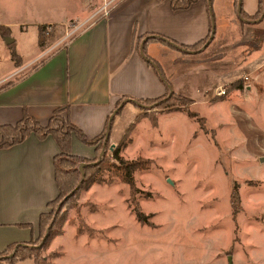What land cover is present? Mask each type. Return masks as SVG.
Masks as SVG:
<instances>
[{
	"label": "rangeland",
	"instance_id": "obj_1",
	"mask_svg": "<svg viewBox=\"0 0 264 264\" xmlns=\"http://www.w3.org/2000/svg\"><path fill=\"white\" fill-rule=\"evenodd\" d=\"M82 5L0 0L11 51L17 42L27 59L46 52L39 65L72 39L79 24L69 20ZM223 27L210 45L159 50L158 60L145 50L160 76L170 78L166 97L115 116L107 148L101 140L96 157L86 159L97 165L106 154L104 183H93L84 168L77 196L62 209L65 200L47 207V225L58 236L43 249V240L32 242L41 249L37 264H264V20L238 22L229 37ZM0 55L7 71L10 60ZM117 149L127 161L151 163L135 173L134 191L114 177Z\"/></svg>",
	"mask_w": 264,
	"mask_h": 264
},
{
	"label": "crops",
	"instance_id": "obj_2",
	"mask_svg": "<svg viewBox=\"0 0 264 264\" xmlns=\"http://www.w3.org/2000/svg\"><path fill=\"white\" fill-rule=\"evenodd\" d=\"M240 2L199 0L188 9L174 10L170 0H83L79 18L69 20L79 24L77 32L37 66L46 52L38 51L27 59L16 42L21 60V66L16 67L10 45L5 43L10 32L9 36L0 34V50L10 60L8 70H0V125L14 126L27 113L47 126L56 110L67 108V120L89 139L100 137L119 104L137 109L129 99H157L170 89V78H163L165 84L149 66L142 55L143 46L157 59L159 50H184L153 37L187 48L207 40L213 29L215 37H221L224 25H228L224 34L229 37L228 30L237 31L238 22L251 25L264 20V14L258 21L252 19L259 11V0ZM106 5L109 12L105 16ZM239 8L248 18L242 17ZM8 26L0 21V27ZM60 152L52 136L40 140L35 135L0 150V253L39 239L41 215L59 196L55 158ZM72 153L89 160L97 155L95 147L75 136Z\"/></svg>",
	"mask_w": 264,
	"mask_h": 264
},
{
	"label": "trees",
	"instance_id": "obj_3",
	"mask_svg": "<svg viewBox=\"0 0 264 264\" xmlns=\"http://www.w3.org/2000/svg\"><path fill=\"white\" fill-rule=\"evenodd\" d=\"M172 3V7L174 10H184L190 8L194 3L198 2L199 0H170ZM208 2H212V0H206ZM241 1V0H240ZM242 5V2H240ZM242 8V7H241ZM242 11V9H241ZM264 14V0H259V11L258 13L253 16L252 19H256L259 16H263ZM242 17L248 18L245 16L244 12L242 11ZM9 29L8 28H2L0 27V34H4L5 36L8 35ZM44 32V28L40 27V33ZM212 36H209L207 39L210 40ZM151 39V38H149ZM154 41H162L165 42L177 49L180 50H188V49H195L203 44H207L208 41L205 40L204 42L199 43L196 46L193 47H183L177 45L175 42H173L170 39L167 38H160V37H153ZM148 41V40H146ZM207 41V42H206ZM143 54L146 56L144 57L145 60L148 62V64L156 69V72L160 76L159 70L155 66L156 63L153 62L151 59L147 57L145 54V49L143 46ZM12 60L15 62L16 67L21 66V60L16 53V51H12L11 54ZM162 81L166 83V80L163 79L162 75L160 76ZM168 87V86H167ZM173 94L171 95V97ZM166 97V95H165ZM160 99H164V97L157 98V99H147V100H135V99H129L132 101L136 106L141 108L143 106V102L151 103L155 101H159ZM122 104V103H121ZM121 104L118 105V113L124 109L120 108ZM67 111V108H59L55 111L54 115L49 121V124L47 126H42L35 118L30 116L29 114L25 113L23 119L18 122L16 125H0V150H6L9 148H12L16 145L24 143L31 135H35L40 140H45L49 136H52L56 142L59 145L60 148V154L55 158V169H56V181L59 188V197L58 199H55L51 203H49L48 207L53 206L55 203H58L62 200H65V202L62 204L61 209L73 198L77 196V193L81 186L86 183V180H83V175L81 171L77 168L82 164H87L84 168L87 169V172L91 175L93 178V183H104L103 177L104 173L107 170V167L109 165V160L106 154L102 155V159L99 161L97 165H90L92 162L89 160H86L85 158L74 156L72 154V140L73 137H77L79 141L87 146H95L98 144L101 140H104V146L103 148L106 149L108 146V142L110 139V134L113 128V124L115 121V118L112 122L111 127L109 128V122L107 123V127L104 131V133L95 139H89L80 129H78L76 126H74L69 120H67L66 117H64V113ZM191 117H196L194 114L189 113ZM99 151H101L99 149ZM98 152V149H97ZM105 153V152H104ZM99 154V153H98ZM113 157L120 162V166L111 165L112 169L114 167L116 168L115 175L114 172L112 173L116 179H118L120 182L128 185L131 190H135V178L134 175L136 172H145L150 169V161L143 160V159H137L135 161H127L123 157L120 156V150L117 149L114 151ZM70 161V162H69ZM97 161V160H96ZM92 166V167H90ZM90 167V168H88ZM111 174V175H112ZM97 175V176H95ZM95 176V177H94ZM233 200H235L236 203H239V193L238 188L235 186V189L233 191ZM59 203V204H60ZM136 217L139 222L142 224L149 225V217L145 216L142 212H139L138 210H135ZM46 213H43L41 215L40 219V240H43L45 236L48 234V238L45 241L43 248L47 247L50 242L57 237L56 231L54 228H51L49 230V226L47 225L46 220ZM33 242V241H32ZM24 243V244H15L13 246H10L5 251L0 253V264H19L21 262H25L28 260H33L35 264H37V258L41 252V249H37L35 247V243ZM19 246L18 250L14 254L12 258H9L11 254L14 253L15 248Z\"/></svg>",
	"mask_w": 264,
	"mask_h": 264
},
{
	"label": "water",
	"instance_id": "obj_4",
	"mask_svg": "<svg viewBox=\"0 0 264 264\" xmlns=\"http://www.w3.org/2000/svg\"><path fill=\"white\" fill-rule=\"evenodd\" d=\"M240 10H241V8H239V12H240ZM241 18H242V17H241ZM214 36H215V29H213L212 36H211L209 42L213 40ZM13 42H14V40L9 39V38H6V44L11 45ZM124 106H125V103H123V104L120 106L119 109L123 108ZM117 113H118V109L114 111V113L112 114V116H111V118H110L109 128L111 127L112 122H113L115 116L117 115ZM262 162H264V159H262ZM84 167H85V164H82V165L80 166V170H81V172H83ZM84 178H85V176L83 175V180H84ZM50 229H51V228H49V230H50ZM47 238H48V234L45 236V238L43 239L42 243L40 244V246H39L38 248H41V247H42V245L45 243V241L47 240ZM18 248H19V246H17V247L15 248L14 253L11 254V255L9 256V258H12V257L14 256V254L16 253V251L18 250Z\"/></svg>",
	"mask_w": 264,
	"mask_h": 264
},
{
	"label": "built area",
	"instance_id": "obj_5",
	"mask_svg": "<svg viewBox=\"0 0 264 264\" xmlns=\"http://www.w3.org/2000/svg\"><path fill=\"white\" fill-rule=\"evenodd\" d=\"M104 11H105V13H104V15L106 16V15H108V5H106L105 7H104Z\"/></svg>",
	"mask_w": 264,
	"mask_h": 264
}]
</instances>
